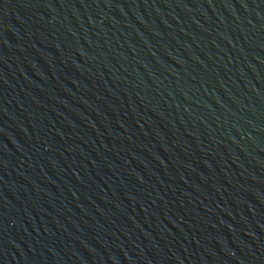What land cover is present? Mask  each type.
<instances>
[{
	"label": "water",
	"instance_id": "95a60500",
	"mask_svg": "<svg viewBox=\"0 0 264 264\" xmlns=\"http://www.w3.org/2000/svg\"><path fill=\"white\" fill-rule=\"evenodd\" d=\"M0 264H264V0H0Z\"/></svg>",
	"mask_w": 264,
	"mask_h": 264
}]
</instances>
